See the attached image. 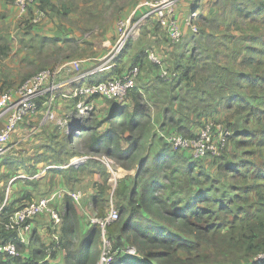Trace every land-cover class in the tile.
<instances>
[{
  "label": "trees",
  "instance_id": "obj_1",
  "mask_svg": "<svg viewBox=\"0 0 264 264\" xmlns=\"http://www.w3.org/2000/svg\"><path fill=\"white\" fill-rule=\"evenodd\" d=\"M220 1L223 4L231 1L229 12L234 16L232 22L238 32L232 37L241 45L236 46L234 55L230 56L225 42L217 41L204 26L205 41L201 45L205 48L201 50L208 56L205 65H211L208 72L203 71L194 48L188 59L177 52V56L172 53L170 57L175 62L169 63L171 69L167 58L159 54L169 75H175L169 80L162 78L161 68L149 61L151 51L135 55L128 67L120 66L121 57L128 52L129 40L110 70L111 74L100 80L94 76L95 81L90 82L95 84L118 78L133 66L142 69L143 58L147 56L148 62L158 71V82L168 87L164 101L168 96L170 98V106H164L157 113L161 122L169 115L167 133L152 129L155 127L151 124L152 114L141 102L143 94L137 86L123 103L104 101L96 96L88 99L109 103L110 114L103 121L107 125L103 133L84 129L83 134L88 136L87 149L115 160L126 170L137 166L135 176L129 177L130 185L121 181L116 190L119 217L106 231L112 251L116 252L111 264H184L186 261L205 264L209 251L216 252L212 253L214 257H222L241 250L245 251L244 256L230 264H264L258 258L264 254V0ZM37 7L46 15L47 9L55 12L50 0H37ZM207 14L215 15V12L209 9ZM213 20L215 17H203V22ZM26 24L32 26L28 21ZM221 46L225 50L223 53H220ZM232 57L240 69L236 73L234 68L222 66ZM179 88L186 91L182 97L184 101L191 97L187 104H191L192 109L187 117H181V113L173 110L171 99L180 96L179 92L175 95ZM157 92L162 99L163 90L159 88ZM129 98L130 104H127ZM212 104L214 109L207 115ZM38 105L40 109V101ZM196 112L199 118L192 123ZM207 120L224 123L231 131L227 148L219 157L195 160L187 152L173 150L160 136L161 132L192 137L196 132L190 127L194 126L196 130ZM175 121L182 122L177 129ZM44 148H52V154L55 153L57 158L66 155L57 162L72 158L63 149L53 150L54 146L49 145ZM179 153L186 158L182 160L183 167L177 165ZM41 159L37 160L40 162ZM201 161H212L214 167L206 168L198 164ZM89 162L102 171L98 162L89 160L85 164ZM67 169L74 172L75 168ZM69 172L61 174L67 184ZM101 175L103 183L97 187L92 199L95 210H103L107 204L110 176L105 168ZM35 176H29V179ZM22 196L21 200L28 202L9 203L8 199L1 213L4 221L23 204L34 202L30 191L26 190ZM3 200L4 197L0 198V204ZM63 202L62 223L55 227L57 240L52 237L53 228L45 217H41L45 228L41 232L34 228L27 244L17 241L16 232L1 228L0 244L15 243L19 254L17 257L0 254V264H97L102 252L99 226L91 225L86 218V226L82 223L81 227L74 200L67 195ZM129 247L136 248L137 260L142 263L125 259ZM49 248H53V252L47 257ZM195 254H200V262L193 259Z\"/></svg>",
  "mask_w": 264,
  "mask_h": 264
},
{
  "label": "rangeland",
  "instance_id": "obj_2",
  "mask_svg": "<svg viewBox=\"0 0 264 264\" xmlns=\"http://www.w3.org/2000/svg\"><path fill=\"white\" fill-rule=\"evenodd\" d=\"M9 1H11L13 5V0ZM143 1L145 0H50L51 5L54 6L52 11L55 10V12L53 13L50 9H47V19L38 25L28 26L26 24L28 17L24 20H18L15 17L16 23L13 29L8 31V34H6L8 37L5 41H0V94L10 87L19 85L22 81L37 72L52 68L64 61L100 57L102 51L107 52L109 50L105 44L108 42L114 43L116 40V22L119 19L129 17ZM241 1L242 0H236V2ZM230 3L231 1L227 2V4H223L220 0H180L178 6H181L182 9H180L181 15L179 16V20L181 29L183 30V38L179 44L174 46L168 42L163 29L155 19L149 18L142 21L139 28L134 33V36L131 38L128 52L121 57L120 66H130L134 56L142 51L145 53L148 51H155L167 58L169 69H171L172 65L170 67L169 63L172 64L175 62V60H172L170 57L172 53L176 55L177 52L185 59H188L190 52H192V48H194L197 56L201 60L203 71L208 72L211 69V65H205L207 61L205 57L208 56L201 50L205 48L201 45V42L205 41V37L202 35L204 26L207 27L205 29L206 31L215 35V38L218 39L217 41L223 40V42H225L230 56L234 55L235 47L241 45L238 40L232 37L237 35L238 32L234 29L236 24L232 22L234 16L229 12V9L232 7V5H229ZM209 9L215 12V15L207 14ZM144 12L140 11L139 14L137 13V16H141ZM202 16L210 17L211 19L215 17V20L203 22ZM185 20L188 24L190 23L189 26L185 25ZM200 21H202V24ZM2 35L3 34H1V36ZM45 35L51 36V43L50 41L47 44L44 43L43 37ZM219 49L221 50L220 53L225 51L223 46L219 47ZM220 57H222V55H220ZM35 60L38 62V65H34L33 62H35ZM230 60L228 64L223 61L225 64H222V66L234 68L233 70L236 73L240 70L238 64L233 57ZM89 63L90 64H87V66L94 65L93 62ZM143 63L144 66L140 69V75L136 81V86L141 89L143 94L141 102L149 108L152 114L151 124L155 125L152 129L155 132L162 130L164 133H167L169 126L166 120L169 115L166 116L164 122H161L162 120L157 118V113L161 112L164 106H170V104L168 105L170 101L169 96L167 100L164 101V95L166 91L168 92V87L158 82L156 78L158 71L148 62L147 56L143 58ZM33 70L35 71L32 72ZM26 73L29 74L26 76ZM144 76L151 78L150 82L147 84L144 83ZM198 80H200V78H198ZM211 87H213L212 84ZM159 88L163 90L162 99L157 92ZM148 90H150L149 94H147ZM153 90L154 92H152ZM178 92L180 96L177 98L174 96L171 99L174 105L173 110L177 111L179 114L181 113V117H187L192 109L190 106L191 104H187V102L191 100V97L189 96L190 98L184 101L182 97L186 94L185 89H177L175 95ZM58 98H62L61 95H59ZM62 99L63 101L66 100L65 104L62 103L58 105V102L54 101L53 112L56 117L54 121L48 120L46 121L47 123L43 122V125H53L55 129H53L52 132L53 136L46 139V142H44L41 147L43 145H49L54 146L53 150L63 149L64 153L72 155V158L63 162H57L66 155L57 158L55 153L54 155L52 154V148L49 149L44 147V158L41 159V156L39 154L37 155L39 150L38 146L41 142L40 138L43 136L45 129L43 125L39 127V123L42 122L44 117V113L41 114L40 118L29 123L27 126L28 128L33 124L32 126L37 127L38 130L35 133L29 135V133L25 134V132L20 133L17 129V135L13 134L10 139L11 143L20 139L26 140V143L22 144V146L32 157H29L28 161H18L14 155L21 156V154L17 153L25 151L23 149H16L17 153H13L14 149L10 144L9 146L11 149L0 159V198L6 196L7 183L11 177L17 178L15 179V183L10 187L11 192L8 196L9 203L22 201V193L26 190H21L20 188H28V191L32 194V200L46 196L52 192V187L60 182L56 176L69 172V169H62V167L70 164L72 159L87 155H94L95 157L103 155L92 153L87 149L88 136L87 134H83V131L84 129H89L98 134L103 133L107 126L103 122L106 114L103 110L99 109V105L102 102L108 107L109 103L98 99L88 100L93 103L94 110L84 118H80L76 112L74 101L65 98ZM128 103L130 104V98L127 101V104ZM211 108L207 115L212 113L214 109L213 104ZM220 109L222 110V108ZM127 112H130V110H127ZM222 114L226 115L225 111H222ZM193 115L195 120L192 123L196 122L199 118L197 112L196 114L193 113ZM171 118L175 119L176 117L171 115ZM59 122L62 123L63 126L59 125ZM174 123L176 124L175 129L182 124V122L177 121ZM19 126L20 124L18 127ZM62 127L72 128L73 134H63V136H61L60 132L63 130ZM250 127L251 125L246 129ZM26 135L29 136L26 138ZM228 151H231V149ZM179 156H181L180 153ZM38 158L41 159L40 162L37 160ZM182 160H186L185 156H181L177 160V165L179 167H183ZM93 161L100 164L102 171L105 168L110 176L108 180L109 189L107 191V204L104 206L103 210H95L92 206V199L96 194V189L103 183L102 171L97 170V166H92L89 162L77 169H73L74 172L68 173L70 181L68 182L69 184L66 183L65 186L71 191H81L83 196L79 204H76V209L80 221L85 226L87 224L86 218L88 219L91 215L99 216L107 214L112 207L118 211L116 190L121 181H126V184L130 185L131 178L129 177H134L137 170V166L126 170L119 166L115 160H113V164L110 165V168H107L97 160ZM211 163L212 161H201L198 164L204 165L206 168H212L214 165ZM32 175H36V178L31 180L29 176ZM17 183H19L18 188L16 187ZM60 187H62V184ZM25 202L28 201L24 200L20 203L22 204ZM129 248L137 253L136 248ZM212 253L214 254L216 252H208L205 264L234 263L237 258L244 256L245 251L241 250L239 253H229L222 257H214ZM137 258L138 257L133 255V253H128L125 259H131L135 262L142 263V260L138 261ZM193 259L198 262L202 260L200 254H195ZM190 262L192 261H186L184 264H189Z\"/></svg>",
  "mask_w": 264,
  "mask_h": 264
},
{
  "label": "built area",
  "instance_id": "obj_3",
  "mask_svg": "<svg viewBox=\"0 0 264 264\" xmlns=\"http://www.w3.org/2000/svg\"><path fill=\"white\" fill-rule=\"evenodd\" d=\"M180 0H145L140 3L137 9L127 18L119 19L116 22V40L114 43L108 42L106 45L109 50L107 53L98 59H72L64 61L56 66L48 69H43L36 74L28 77L15 87H10L0 94V121H4L0 128V159L10 150L9 141L15 133L19 123L25 118L35 115L39 110L38 101L42 98L45 102L44 122L55 119L53 106L55 101V93L67 91L68 97L75 100V108L78 116L84 118L94 110V105L88 99L96 96L104 101L113 103H123L128 94L136 86V81L140 75V69L133 66L127 69L120 77L101 81L95 84L81 85L79 79L82 75L64 82L61 77L65 74H73L78 72L81 67L89 61L98 62L91 69V73L104 72L111 69L117 57L125 48L129 40L134 36V33L139 28L142 21L153 18L163 29L168 42L171 45L178 44L183 38V30L178 15V4ZM13 5L16 8V18L24 20L27 17L29 24L38 25L47 19L44 11L37 7V0H13ZM145 11L141 16H137L140 11ZM139 14V13H138ZM190 24V23H189ZM185 20V25L189 26ZM109 44V45H108ZM149 61L161 68L160 75L165 80H169L170 73L162 65V59L159 54L154 51L149 52ZM59 125L63 126L59 122ZM72 128L66 129V134H73ZM160 136L164 141L175 151L187 152L195 160L206 158H215L227 148L231 131L221 122L207 120L200 126L195 135L186 137L177 133L165 135L160 132ZM89 160H97L104 164L107 168L113 164V160L105 155L95 157L87 155L75 157L70 161V164L63 166L62 169L68 167L79 168ZM17 177L12 178L7 187L5 199L0 204V229L5 231H13L17 234V241L22 244H27L33 230V221L37 217H45L49 222V226L53 228L52 237L58 239L55 227H59L62 223L64 206L62 210L59 205L65 196L71 197L76 204H79L82 193L81 191L68 192L65 190L54 191L51 194L40 198L32 203L23 204L16 210L7 221L1 218L3 208L7 205L8 196L10 193L11 184ZM24 178V177H22ZM33 178H36L33 177ZM63 203V202H62ZM61 203V204H62ZM118 211L112 207L103 217L91 215L88 220L91 225H97L101 232L102 252L97 264H111L116 252L112 251L110 241L107 239V228L118 220ZM58 244V241H57ZM127 253L135 251L127 248ZM53 248L47 249V257H50ZM0 254H6L9 257H17L18 249L15 243L8 242L0 244ZM259 261H264V254L260 255Z\"/></svg>",
  "mask_w": 264,
  "mask_h": 264
},
{
  "label": "crops",
  "instance_id": "obj_4",
  "mask_svg": "<svg viewBox=\"0 0 264 264\" xmlns=\"http://www.w3.org/2000/svg\"><path fill=\"white\" fill-rule=\"evenodd\" d=\"M180 9H182V7L181 6H178V15L180 16L181 14H180ZM139 13V12H138ZM16 14H17V11H16V8L11 4V1H9V0H0V41H5V39L8 37L6 34H8V31L10 30H12L13 29V26L15 25V23H16V19H15V17H16ZM1 34H3L2 36H1ZM5 36V37H4ZM29 36H31V35H29ZM47 38H50V39H47ZM51 36H49V35H45L44 37H43V40H44V43L45 44H47V43H49V41H50V43H51ZM68 39V38H67ZM66 39V40H67ZM45 40H46V42H45ZM48 40V41H47ZM53 41V40H52ZM65 41V40H64ZM107 52H104V51H102L101 52V54H100V57H97V58H90V59H100V58H102L105 54H106ZM89 59V58H88ZM72 60V59H71ZM81 60H83V59H81ZM67 61H69V60H67ZM89 62H93V61H89ZM85 63L82 67H81V69L77 72H74L73 74H65L63 77H61V79L64 81V82H67L69 79H71V78H74V77H76V76H78V75H82V77L79 79V84H81V85H88V84H90V82L93 80V81H95L94 80V76H97V78H96V80H100L101 78H103V77H105V76H109L110 74H111V71L110 70H112V68L115 66V64H114V66L111 68V69H109V70H106V71H104V72H97V73H91V69L93 68V66L94 65H96L98 62H93L94 63V65H92V66H87V64H90V63ZM34 63V65H38V62H36V60H35V62H33ZM35 70H33L32 72H34ZM31 73V72H30ZM29 73H26L25 75L27 76ZM143 79H145V80H147V81H145L144 80V83L145 84H147L148 82H150V77H145L144 76V78ZM66 90H68V89H65V90H63V91H60V92H57V93H55V102H58V105L59 104H62V103H66V100L65 101H63V99L62 98H65V99H69V100H71V98L70 97H68V95H67V91ZM59 95H61V97L62 98H58V96ZM40 101V103H41V108L39 109V111H38V113H36V115L33 117V116H31L30 118H28V119H25V120H23L21 123H20V129H19V127L17 128L18 129V131L20 132V133H24L25 132V134H27V133H29V135H31V134H33V133H35L37 130H38V128L37 127H34V126H32V125H30L28 128H27V126L29 125V123H31V122H34V121H36L38 118H40V115L41 114H43L44 113V115H45V110H46V107H45V102H46V100H42V99H40L39 100ZM104 102V101H103ZM104 106V107H103ZM110 105H108V107H106V105L105 104H103L102 102H101V104L99 105V109L100 110H103V112H105V114H106V117H107V115L108 114H110V110H109V107ZM103 107V108H102ZM98 109V110H99ZM56 118V117H55ZM43 120H44V117H43ZM42 120V122L41 123H39V127L40 126H42L43 125V121ZM53 121H54V119H53ZM45 123H47V122H45ZM4 124V121H0V128H2V125ZM32 126V127H31ZM43 126H45L44 128V134H43V136L40 138L41 139V142H40V145L38 146L39 147V150H38V152H37V155L39 154V155H42V156H45V153H44V149H43V147H45V146H48V145H43L42 147H41V145L42 144H44V142H46V139H48L49 137H51V136H53V129H55V127H53V125H51V126H47V125H43ZM63 128V130L60 132V135L61 136H63V134H66V129L68 128V127H62ZM190 130L192 131V132H196L197 131V129L195 130L194 129V126H191L190 127ZM160 131V130H159ZM14 134H16L17 135V130L15 131V133ZM28 135V136H29ZM27 135H26V138L28 137ZM25 138V139H26ZM24 143H26V140H24V139H20V140H17V141H13L12 143H11V141H10V143L8 144V146L11 144L12 146V148L14 149V152L13 153H17V151H16V149H23L25 152H21V153H17V154H21V156H18V155H14L15 156V158H17V160L18 161H28L29 160V157H32V155H29V152L27 151V150H25L24 149V147L22 146V144H24ZM10 147V146H9ZM11 149V148H10ZM62 176V177H61ZM56 178L60 181V182H58L54 187H52V192H54V191H61V190H65V191H68V192H75V191H71V190H69V189H67L65 186H66V182H65V179H64V177H63V175H61V174H58L57 176H56ZM9 183V182H8ZM7 183V184H8ZM15 183V182H14ZM13 183V184H14ZM61 184H62V187H60L61 186ZM59 185V186H58ZM18 186H19V183H17L16 184V187L18 188ZM56 187H58V188H56ZM17 188H16V190H17ZM21 190H28V188H20ZM10 192H11V189H10ZM51 192V193H52ZM40 198H42V197H39L38 199H35V200H33V201H37V200H39ZM4 199H5V196H4ZM63 201H64V198H63ZM63 201H61L60 202V204L59 203H57L58 205H59V208H60V210H62V206H64V202ZM63 202V203H62ZM62 203V204H61ZM65 207V206H64ZM65 210V209H64ZM43 219L41 218V217H37L34 221H33V229L34 228H37V231L38 232H41L44 228H45V225H43ZM81 223V227H83V224H82V222H80Z\"/></svg>",
  "mask_w": 264,
  "mask_h": 264
},
{
  "label": "clouds",
  "instance_id": "obj_5",
  "mask_svg": "<svg viewBox=\"0 0 264 264\" xmlns=\"http://www.w3.org/2000/svg\"><path fill=\"white\" fill-rule=\"evenodd\" d=\"M136 255V254H135Z\"/></svg>",
  "mask_w": 264,
  "mask_h": 264
}]
</instances>
